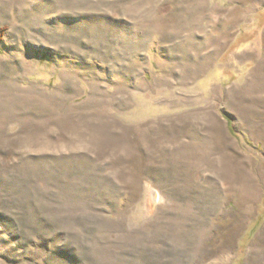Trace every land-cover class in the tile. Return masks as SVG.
Returning <instances> with one entry per match:
<instances>
[{
	"label": "rangeland",
	"instance_id": "rangeland-1",
	"mask_svg": "<svg viewBox=\"0 0 264 264\" xmlns=\"http://www.w3.org/2000/svg\"><path fill=\"white\" fill-rule=\"evenodd\" d=\"M229 248L264 264V0H0V264Z\"/></svg>",
	"mask_w": 264,
	"mask_h": 264
},
{
	"label": "bare ground",
	"instance_id": "bare-ground-1",
	"mask_svg": "<svg viewBox=\"0 0 264 264\" xmlns=\"http://www.w3.org/2000/svg\"><path fill=\"white\" fill-rule=\"evenodd\" d=\"M223 252V251H222ZM231 257H232V249L229 248L227 249L223 255L219 256L217 261L215 262V264H227L230 262L231 260ZM211 264H214V263H211Z\"/></svg>",
	"mask_w": 264,
	"mask_h": 264
}]
</instances>
